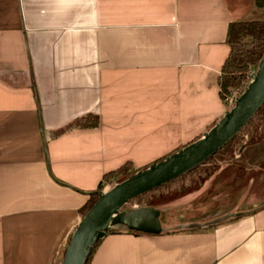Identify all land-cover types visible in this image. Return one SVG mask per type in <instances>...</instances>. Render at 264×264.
Wrapping results in <instances>:
<instances>
[{
  "label": "crops",
  "instance_id": "1",
  "mask_svg": "<svg viewBox=\"0 0 264 264\" xmlns=\"http://www.w3.org/2000/svg\"><path fill=\"white\" fill-rule=\"evenodd\" d=\"M255 5L0 0V264H61L105 174L146 169L218 122L229 28ZM235 158L254 166L264 144ZM207 189L171 194L192 193L173 206ZM252 201L206 224L170 230L166 217L158 234L108 232L89 264H264V203Z\"/></svg>",
  "mask_w": 264,
  "mask_h": 264
},
{
  "label": "water",
  "instance_id": "2",
  "mask_svg": "<svg viewBox=\"0 0 264 264\" xmlns=\"http://www.w3.org/2000/svg\"><path fill=\"white\" fill-rule=\"evenodd\" d=\"M259 61L245 91L201 138L151 163L146 169L137 170L109 190L99 191L100 199L77 224L61 264H87L95 245L114 226L124 225L131 231L146 234L162 231L159 209L149 205L126 211L123 207L204 164L250 123L264 103V54Z\"/></svg>",
  "mask_w": 264,
  "mask_h": 264
},
{
  "label": "rangeland",
  "instance_id": "3",
  "mask_svg": "<svg viewBox=\"0 0 264 264\" xmlns=\"http://www.w3.org/2000/svg\"><path fill=\"white\" fill-rule=\"evenodd\" d=\"M244 16L245 20H264V7H258L255 5L254 8H246ZM257 69L258 67L254 66L249 68L247 74L248 81L246 86L252 79L251 74L256 72ZM232 91V94L225 99L227 110L232 106V104L229 102L231 97H235L236 95L240 96L243 93L234 89H232ZM255 124L249 125L247 129L242 132L243 134L241 135V138L243 139V142L241 143V145H239L238 147L236 146L239 142L238 140L236 145H234L236 147L233 146L232 149L229 150V152L216 156L210 162H208L209 164L205 167L210 166V168H214L213 171L206 173L205 176H201V178L194 179V181L192 179L190 181L188 176L178 177L176 178V180L170 183H166L159 188L149 191L144 196L135 198L130 203L124 206V210L130 211L136 207H145L149 205H155L161 208L164 207L166 208V210H164V212L162 213L160 221L164 222L166 217L172 218L173 221L167 220V222H170L169 227L177 229L178 227L186 226L187 224L185 223L187 222H191L192 224L196 223L198 222L197 220H199L201 224H206V219H209V215L224 209H228L230 207V204L238 200L239 197L242 200V203H244L249 198H254L256 199V201L250 202V205H263L264 158H262V160H260V162H258L254 166H246L241 163L239 165L237 163L232 165L231 161V159L237 160L235 156H239L241 154V151H243L244 149L251 148V146L253 145H261V143L264 144V134L261 132L262 124H259L258 129L260 132L257 133H255L256 131L254 130ZM236 165L238 167H236ZM120 179L121 177L119 176V178H115L111 182H106L105 187L104 189H102V191L109 190L117 183H119ZM248 185H252L253 189L234 191L225 190L229 189L230 187H240V189H242L244 187H248ZM220 186L223 187V191L222 188L221 191H214L217 188H220ZM206 187H208L206 193L196 194L198 196H196V200L192 201V203L179 204L176 209L173 206L174 204L183 201L184 197L191 196L192 193L177 195L171 194L191 191L193 189H205ZM235 210L236 209H234L233 212H235ZM232 213L228 214L231 215ZM67 243L68 238L64 251L68 246ZM64 251L63 254L65 253ZM64 255L62 257V261Z\"/></svg>",
  "mask_w": 264,
  "mask_h": 264
},
{
  "label": "trees",
  "instance_id": "4",
  "mask_svg": "<svg viewBox=\"0 0 264 264\" xmlns=\"http://www.w3.org/2000/svg\"><path fill=\"white\" fill-rule=\"evenodd\" d=\"M254 3L258 7H264V0H254ZM228 43L231 48L230 54L228 58L225 60V63L222 67L221 74L219 76L220 77L219 79L220 90L219 91H220L221 98L224 101V104H225V99L229 95L232 94L233 92L232 89L237 90L241 93L244 92L245 86L248 81L247 74H248L249 68L252 66L258 67L259 65V62H260L259 60L264 54V20H260V19L243 20L241 22L233 23L229 28ZM251 124H255V128H254V130L256 131L255 133L260 132L258 127H259V124H262L261 132L264 134V103H263V106L260 108V110L252 118L250 123L246 125V127L235 138H233L232 141L227 143L221 150H219L217 154L207 159L204 162V164L200 165L199 167L191 170V172L185 175H182V176H188L190 181L191 179L194 181V179L201 178V176H205L206 173L213 171L214 168H210V166L205 167L206 165L209 164L208 162H210L216 156L229 152V150H231L232 147L236 145L238 140L239 142L236 146L238 147L239 145H241V143L243 142V139L241 138V135L243 134L242 132L246 130L247 127ZM136 171L137 169L131 166L130 163H125L121 165L119 169L105 174L104 175L105 182H102L99 185V190L92 192L89 195V198L86 201V203L82 207H80L79 211L81 212L82 217L89 211L91 206H93L94 203H96L100 199L101 196H100L99 191H102V189H104L106 182H111L113 179L119 178V176L121 177L120 181L124 180L132 176L133 173H135ZM151 206L161 210L162 213L164 212V210H166V208L164 207L161 208L155 205H151ZM168 228L170 230H174L173 228H170L169 226ZM75 229L69 235L67 245L69 244L70 239ZM121 231H131V230H129L126 226L121 225V226L112 227L109 232H121ZM135 232L142 233L138 231H135ZM101 241L102 240H100L95 245L93 252ZM93 254L91 255L87 264L90 263Z\"/></svg>",
  "mask_w": 264,
  "mask_h": 264
},
{
  "label": "built area",
  "instance_id": "5",
  "mask_svg": "<svg viewBox=\"0 0 264 264\" xmlns=\"http://www.w3.org/2000/svg\"><path fill=\"white\" fill-rule=\"evenodd\" d=\"M237 94H238V93H237ZM238 95H239V94H238ZM238 97H239V96H237V95H236L235 97H231V99H230L229 102H230L231 104H233L234 101H235Z\"/></svg>",
  "mask_w": 264,
  "mask_h": 264
}]
</instances>
